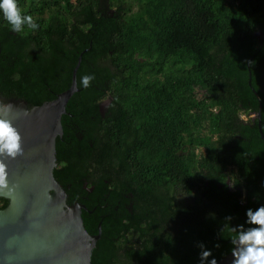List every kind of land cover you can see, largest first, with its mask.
<instances>
[{
	"label": "trees",
	"instance_id": "obj_1",
	"mask_svg": "<svg viewBox=\"0 0 264 264\" xmlns=\"http://www.w3.org/2000/svg\"><path fill=\"white\" fill-rule=\"evenodd\" d=\"M18 6L39 27L0 14V95L53 100L81 56L54 176L102 229L91 264H199L198 243L229 254L230 226L264 205V0Z\"/></svg>",
	"mask_w": 264,
	"mask_h": 264
},
{
	"label": "water",
	"instance_id": "obj_2",
	"mask_svg": "<svg viewBox=\"0 0 264 264\" xmlns=\"http://www.w3.org/2000/svg\"><path fill=\"white\" fill-rule=\"evenodd\" d=\"M80 62L81 56L69 89L41 105L29 107L24 99L0 95V117L13 122L23 145L21 155L5 161L15 192H0V198L8 200L0 209V264H91L102 229L99 225L97 234L88 232L82 217L86 206L68 204L67 192L54 176L56 139L63 134L61 120L67 103L79 90ZM248 84L251 86V79ZM261 108L259 100L256 117L264 141ZM231 259L230 252L218 262L231 264Z\"/></svg>",
	"mask_w": 264,
	"mask_h": 264
},
{
	"label": "clouds",
	"instance_id": "obj_3",
	"mask_svg": "<svg viewBox=\"0 0 264 264\" xmlns=\"http://www.w3.org/2000/svg\"><path fill=\"white\" fill-rule=\"evenodd\" d=\"M0 14L7 22L10 30L16 33L23 31L25 27L36 30L39 24L30 14L23 13L18 6V0H0ZM94 79L91 74L80 77L79 83L87 88ZM10 107V105H6ZM23 153L22 136L13 122L0 117V192L11 195L15 192V185L10 183L7 170V159H15ZM246 219L242 224L230 226L229 230L234 233L230 236L231 264H264V205L255 210L248 208L245 211ZM227 220H233V216L227 215ZM219 244L214 247H219ZM199 264H219L213 255L212 249L203 243H198Z\"/></svg>",
	"mask_w": 264,
	"mask_h": 264
}]
</instances>
